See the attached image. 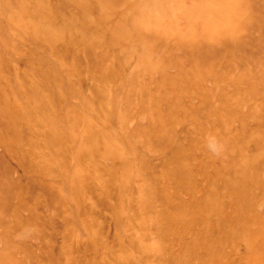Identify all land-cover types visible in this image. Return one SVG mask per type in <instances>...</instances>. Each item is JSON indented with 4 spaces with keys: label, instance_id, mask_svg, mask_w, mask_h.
Instances as JSON below:
<instances>
[{
    "label": "rangeland",
    "instance_id": "obj_1",
    "mask_svg": "<svg viewBox=\"0 0 264 264\" xmlns=\"http://www.w3.org/2000/svg\"><path fill=\"white\" fill-rule=\"evenodd\" d=\"M0 264H264V0H0Z\"/></svg>",
    "mask_w": 264,
    "mask_h": 264
},
{
    "label": "clouds",
    "instance_id": "obj_2",
    "mask_svg": "<svg viewBox=\"0 0 264 264\" xmlns=\"http://www.w3.org/2000/svg\"><path fill=\"white\" fill-rule=\"evenodd\" d=\"M208 148L211 152H213L214 154H219L220 151V146L219 144L215 141L214 138H209L208 141Z\"/></svg>",
    "mask_w": 264,
    "mask_h": 264
}]
</instances>
